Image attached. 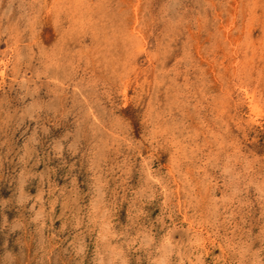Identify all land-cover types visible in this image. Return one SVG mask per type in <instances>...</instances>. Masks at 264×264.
Returning <instances> with one entry per match:
<instances>
[{
  "label": "rangeland",
  "instance_id": "1",
  "mask_svg": "<svg viewBox=\"0 0 264 264\" xmlns=\"http://www.w3.org/2000/svg\"><path fill=\"white\" fill-rule=\"evenodd\" d=\"M0 264H264V0H0Z\"/></svg>",
  "mask_w": 264,
  "mask_h": 264
}]
</instances>
